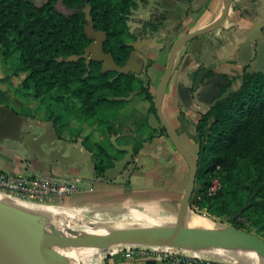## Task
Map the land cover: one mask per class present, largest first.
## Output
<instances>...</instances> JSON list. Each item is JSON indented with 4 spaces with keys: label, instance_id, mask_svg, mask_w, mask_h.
<instances>
[{
    "label": "trees",
    "instance_id": "obj_1",
    "mask_svg": "<svg viewBox=\"0 0 264 264\" xmlns=\"http://www.w3.org/2000/svg\"><path fill=\"white\" fill-rule=\"evenodd\" d=\"M95 1L45 0L37 4L31 0H0V46L4 56L17 52L15 64L8 69L17 76L25 73L21 87L34 98L47 96L50 100L47 120L54 125L62 122V113L51 104H63L67 113L103 125L112 135L114 128L108 110L127 101L132 92H140L150 101L153 94L143 80L125 73L116 75L118 70H106L99 61L86 59L90 51L85 30L86 7L95 8ZM57 2L62 8H58ZM92 15L98 14L94 11ZM102 20L97 19L100 29ZM114 30L109 31L105 46L117 58ZM71 102L78 103L79 110L70 108ZM0 104L9 106L1 89ZM151 111H155L153 104ZM196 133V179L201 180L197 194H202L198 202L214 199L216 213L228 217L238 228L242 227L234 213L240 208L247 221L260 223L264 215V72L244 68L239 87L201 113ZM89 148L95 155L97 173L112 166L114 156L107 147L91 142ZM215 172L221 175L222 187L214 195L206 196L204 190ZM192 199L190 206H194ZM258 230L264 237V223L259 224Z\"/></svg>",
    "mask_w": 264,
    "mask_h": 264
},
{
    "label": "crops",
    "instance_id": "obj_2",
    "mask_svg": "<svg viewBox=\"0 0 264 264\" xmlns=\"http://www.w3.org/2000/svg\"><path fill=\"white\" fill-rule=\"evenodd\" d=\"M256 9L259 11L258 15L246 16L243 20L247 26L244 31L231 29L233 34L229 49L219 43L207 47L204 44L194 48L187 47L185 52H182L185 60L188 61L184 70H192L199 62H207L216 55L220 60L217 70L226 72L229 76H238L244 65L238 56L244 50L245 39L249 38L252 42L259 34L258 27L264 24V0L256 4ZM230 23L231 19L227 18L222 27L209 35L215 38L217 33ZM207 37L208 35L203 36L200 43ZM228 60H235V63H229ZM159 69L160 65L154 64L149 69L152 78H146L149 80V89L153 95L161 79L157 78ZM8 75L17 76L10 73ZM184 75V71L181 70L177 81L186 83L189 78ZM0 81L11 84L13 78H0ZM0 89L5 91L1 85ZM5 93L10 104L11 95L6 91ZM189 101L191 100L181 99L174 90L167 91L163 98L164 115L179 137L188 141L191 136L189 134L191 126L197 136L196 124L200 112L204 111L201 101L196 99L192 101L191 106H188ZM150 105L148 99L141 94H135L122 104L111 107L108 110V117L113 122L112 135L103 125L90 119H76L73 122L69 119L63 120L57 125L53 124L52 132H49L46 125L47 122H51L50 120L26 115L30 121L34 119L38 121L37 124L32 125V128L33 138L42 137L41 155L54 150V160L47 163L39 159L27 147L22 137L19 140L4 138L0 141V169L27 174H47L59 180L72 182L77 186V190L66 198V201L78 204H121L140 207L153 203L161 211H170L176 204L173 200L174 194L184 183L183 162L179 152L162 131L160 122L154 118L155 114L150 112ZM6 141L16 142L24 149L18 152L8 148L5 146ZM46 141L52 146L49 147ZM91 142L101 143L114 156L112 166L107 167L102 174L96 172L95 155L89 148ZM125 158H128L127 163L122 168L116 167L115 161ZM188 178L189 168L185 188ZM174 188L177 189L176 192ZM179 202L180 200L176 206L177 210ZM109 264L149 263L135 255H118L113 257ZM152 264H167V262L156 260L152 261Z\"/></svg>",
    "mask_w": 264,
    "mask_h": 264
},
{
    "label": "flooded vegetation",
    "instance_id": "obj_3",
    "mask_svg": "<svg viewBox=\"0 0 264 264\" xmlns=\"http://www.w3.org/2000/svg\"><path fill=\"white\" fill-rule=\"evenodd\" d=\"M253 1L255 3L253 10L249 11L246 6H243V8L241 7L242 14L240 15L234 12L233 0H230L228 11L217 28L206 33L198 34L180 44L175 52L166 92L172 90L171 86L173 79L180 78L182 70L186 78L206 79L205 81L208 82L207 89L201 92L208 96L212 104L220 97L225 96L227 88L234 79L241 78L244 68L249 70L255 60V55L258 58V48L261 41L264 40V24L258 27L259 34L252 42L249 38L245 39L244 50L242 54L238 56V59L243 61L244 65L238 76H229L226 72L217 70L220 60L216 58V55H213L207 62H199L192 70H184L188 61L185 60L182 52H185L189 46L194 48L200 44H204V46L207 47V45H212L213 43H219L224 48L229 49L232 43L231 34H233L231 29L237 28L240 31H244L247 27L243 22L246 16L253 17L259 14L258 9H256V4L259 3L260 0ZM95 5V8L92 6L86 7L87 23L85 24V30L90 38L87 46L90 51L86 59L88 62L92 60L99 61L101 66L105 67L106 70L116 71L113 69L114 67H112L115 65L126 67L127 71H116V75H118V73H125L140 79L145 69L148 78H152L149 69L156 63H158L160 67L164 66L160 75V78H162L174 43L181 36L212 24L220 16L224 7V0H96ZM94 11L97 12V16L92 15ZM101 17L103 19L102 29L97 27V19H101ZM227 18L231 19V23L227 27L222 28L221 32L217 33L215 38L211 37L209 34L222 27L223 22ZM112 30L115 32V36L112 37L117 41V58H115L111 52L107 51V47L105 46L109 31ZM205 35H208V37L200 43V39ZM169 41L170 43L168 44ZM152 46L155 48H152ZM228 61L229 63H235V60ZM144 66H146V68ZM159 74L160 69L157 78H159ZM143 81H146L145 83L149 88V80L146 79ZM179 85L182 84L178 83L177 87L175 86L174 88L177 95H179ZM195 85L194 82L190 87L182 85L188 89V94L185 97V100H191L188 106H191L193 103L192 101L197 98L195 95ZM175 89H177V91ZM223 89H225V91H223ZM136 94L142 95L140 92ZM155 95H153V101L149 100L151 105H154ZM142 96L144 97V95ZM202 112L205 111H201L200 115ZM153 113L156 114V109ZM18 114L21 115V113ZM160 126L162 131L166 134L165 128L161 123Z\"/></svg>",
    "mask_w": 264,
    "mask_h": 264
},
{
    "label": "water",
    "instance_id": "obj_4",
    "mask_svg": "<svg viewBox=\"0 0 264 264\" xmlns=\"http://www.w3.org/2000/svg\"><path fill=\"white\" fill-rule=\"evenodd\" d=\"M229 1L230 0H224L223 10L212 24L189 32L181 36L174 43L154 98V106L156 109L154 118L163 125L169 139L183 156L189 168L188 182L180 199L174 222L170 225L123 229L103 238L65 236L56 231L48 233L44 229L43 221L47 219L46 216L19 205L10 199L0 197V264H62V257L53 248L54 245H84L96 247L103 251L107 250L111 245L118 244L162 245L189 248L202 244L214 243L220 245L246 246L254 249L264 257L263 236L231 224L202 227L190 226L185 223V214L190 208V199L195 189L199 166L197 158L186 147L164 115L162 106L163 98L170 80L176 49L180 44L194 36L217 28L228 11ZM112 67L118 71H127L126 67L116 65ZM256 70L264 72V40L261 41L258 48ZM194 88L196 89L197 87L194 86ZM135 93L136 92H132L127 99L134 96ZM178 94L181 99L185 100L188 89L179 85ZM0 118H2L0 121V141L4 138L19 140L22 137L27 147L39 159L45 160L47 163H51L54 160V150L48 153L44 152L43 155H41L42 137L33 138L32 125L37 124V119L30 121L27 117L16 114L12 107L6 104H0ZM52 126V122H47V131L52 132ZM46 143L49 147L52 146V144H49L47 141ZM127 161L128 158L115 161V165L116 167L122 168Z\"/></svg>",
    "mask_w": 264,
    "mask_h": 264
},
{
    "label": "bare ground",
    "instance_id": "obj_5",
    "mask_svg": "<svg viewBox=\"0 0 264 264\" xmlns=\"http://www.w3.org/2000/svg\"><path fill=\"white\" fill-rule=\"evenodd\" d=\"M0 197L10 199L19 205L46 216L47 219L43 221L44 229L48 233L56 231L65 236L103 238L123 229L158 226L162 218L161 214H154L149 208L142 209L135 205L120 204L96 207L81 204L71 207L31 202L3 192H0ZM86 211L93 213V220L90 221L84 218L83 215ZM184 221L190 226H217L213 221L194 214L190 208L185 214ZM116 246L111 245L108 249H115ZM53 248L62 257V264H84L90 260L93 253L101 251L99 248L84 245H54ZM180 249L232 264H264V257L262 255L252 248L241 245L234 246L208 243Z\"/></svg>",
    "mask_w": 264,
    "mask_h": 264
},
{
    "label": "rangeland",
    "instance_id": "obj_6",
    "mask_svg": "<svg viewBox=\"0 0 264 264\" xmlns=\"http://www.w3.org/2000/svg\"><path fill=\"white\" fill-rule=\"evenodd\" d=\"M31 1L34 3H37V4H41L45 0H31ZM57 6H58V8H62V6L58 2H57ZM243 6H246L247 10L252 11L254 6H255V3L253 0H233V7H234L233 9H234V12L236 14H240V15L242 14L241 13V10H242L241 7L243 8ZM169 43H170V41L168 42V44ZM152 48H155V47L152 46ZM2 52H3V48L0 46V78H13V82L11 84H9L7 82H1L0 81V85L5 88V91L9 95H11L9 97V102H10L9 106L12 107L18 113L45 118V116L47 114V112H46L47 104L50 103L49 102L50 100L47 98V96L40 97V98H34L29 93V91H27L26 89L21 87L20 81L25 76L24 75L25 73H21L18 76L10 77L11 75H8L10 73L8 68L11 65L15 64L16 58H17V52L12 51L9 56L2 55ZM5 59H7V61H5ZM144 67L146 68V66H144ZM256 67H257V57L255 55V60L253 61V64L250 66L249 70L250 71L256 70ZM163 69H164V66H161L159 78H160V75H161ZM145 70L142 72L141 76H142V78L146 79V78H148V76L145 73L146 72ZM202 80H203V82H202ZM205 80L203 78H189L188 81L186 83H184L183 81L177 82V78H174L171 89L174 90L175 86L177 87L178 83L190 87L191 84L194 82V84H196L195 86L197 87L195 90V92H196L195 95L197 97L196 99L201 101L200 103L203 106V110L206 111L212 105V103L210 102V99L208 98V96L205 93L201 92L202 90L207 89V83L208 82ZM144 82H146V81H144ZM240 83H241V78H235L234 81L227 88L225 96L229 92L237 89L239 87ZM175 90L177 91V89H175ZM51 106L56 111L62 113V116L64 117L63 120L69 119L71 122H73L74 120L77 119L74 115L67 113L63 104L53 103V104H51ZM69 107L74 109V110H79V104L78 103L71 102L69 104ZM105 112H107V111H105ZM72 127L75 130L74 126H72ZM189 134L191 135L190 140L188 141L185 138L184 139L182 138V141L184 142L186 147L192 152V154H194L195 157L197 158L198 157V139H197V136H196L195 131H194L192 126L189 128ZM5 146H7L8 148H12L13 150H17L18 152H20V150L24 149L21 145L17 144L16 142H13V141H6ZM10 157H11V155H10ZM181 160L183 162L182 164H183V172L185 173V177H184L185 179H184L183 185L178 189L179 190L178 192H176L177 189L174 188V192H176L174 194V197H173V200L176 203L174 205V207L171 208L170 211H167V210L161 211L153 203L148 204V205H144L145 207L140 206V208H142V209L149 208V210L151 212H153L154 214H156V213L161 214L162 218H161V222L159 223L160 225H170L176 219V210H177L176 206H177V203L180 200V198L184 192L185 183H186L187 176H188V165L182 156H181ZM200 183H201V180L196 179L195 189H194V192L192 195V198H194V199H192L194 201L193 202L194 206H190V210L194 214H198L200 216L207 218L210 221H213L217 226L221 225V224H231L232 225V223L230 222V219L228 217H226L224 215H218L216 213L215 208L217 206V202L214 199L204 198L201 203L198 202V200H197L198 199L197 198V186H199ZM55 204L56 205L71 206V207L81 205L78 203L71 202L69 200L68 201L65 200V202H56ZM84 205H86V204H84ZM109 205H116V204H103V205H89V204H87L86 206L103 207V206H109ZM242 210L243 209L240 208L237 212L234 213V216L238 218L237 219L238 224L242 227V229L260 235L258 227H259V224L264 223V215L261 217L260 223L254 224L250 221H247L246 218L241 215ZM83 216L85 219L90 220V221L94 219L93 213L90 211H86ZM134 249H136V247L131 245V244H125V245L124 244H118L115 247V249H107V250H103V251L101 250L99 252L93 253L91 255L90 260L88 261L89 263L86 262L84 264H109L113 257L118 256V255H127L128 252H131Z\"/></svg>",
    "mask_w": 264,
    "mask_h": 264
},
{
    "label": "built area",
    "instance_id": "obj_7",
    "mask_svg": "<svg viewBox=\"0 0 264 264\" xmlns=\"http://www.w3.org/2000/svg\"><path fill=\"white\" fill-rule=\"evenodd\" d=\"M218 168V167H217ZM222 187L221 175H213L206 186L204 195L212 196ZM77 190V186L69 181L59 180L51 175L5 171L0 169V192L31 202L55 204L65 202ZM202 197L201 193L197 198ZM136 249L127 255H135L145 261L161 260L167 264H232L216 258L183 251L178 247L131 244Z\"/></svg>",
    "mask_w": 264,
    "mask_h": 264
}]
</instances>
